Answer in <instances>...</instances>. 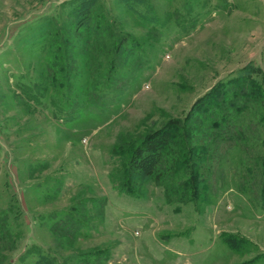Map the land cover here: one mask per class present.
I'll use <instances>...</instances> for the list:
<instances>
[{
	"label": "rangeland",
	"instance_id": "374dc122",
	"mask_svg": "<svg viewBox=\"0 0 264 264\" xmlns=\"http://www.w3.org/2000/svg\"><path fill=\"white\" fill-rule=\"evenodd\" d=\"M79 1L0 0V264H264V0ZM246 71L206 195L122 189L128 148Z\"/></svg>",
	"mask_w": 264,
	"mask_h": 264
},
{
	"label": "trees",
	"instance_id": "16d2710c",
	"mask_svg": "<svg viewBox=\"0 0 264 264\" xmlns=\"http://www.w3.org/2000/svg\"><path fill=\"white\" fill-rule=\"evenodd\" d=\"M94 4L95 0H80L76 9L87 17L84 13L90 12ZM235 79L227 81V85L231 83L234 87L233 95L229 96L228 92L219 95V89L227 85L216 88L214 97L209 99L206 94L201 95L183 117L168 118L128 148L122 189L134 192L135 179L145 170L146 178L164 185L168 200L206 195L208 182L202 162L212 158L210 145L217 147L221 141L233 140L234 115L262 95L260 81H247L251 79L247 71L239 73ZM36 264L57 263L49 255L39 253Z\"/></svg>",
	"mask_w": 264,
	"mask_h": 264
}]
</instances>
